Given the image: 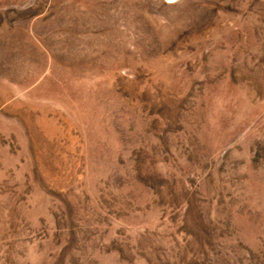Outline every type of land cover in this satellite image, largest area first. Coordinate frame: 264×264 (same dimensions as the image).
I'll return each instance as SVG.
<instances>
[{
  "label": "rangeland",
  "instance_id": "374dc122",
  "mask_svg": "<svg viewBox=\"0 0 264 264\" xmlns=\"http://www.w3.org/2000/svg\"><path fill=\"white\" fill-rule=\"evenodd\" d=\"M0 264H264V0H0Z\"/></svg>",
  "mask_w": 264,
  "mask_h": 264
},
{
  "label": "bare ground",
  "instance_id": "6f19581e",
  "mask_svg": "<svg viewBox=\"0 0 264 264\" xmlns=\"http://www.w3.org/2000/svg\"><path fill=\"white\" fill-rule=\"evenodd\" d=\"M167 2V0H165ZM175 0H172V2H174Z\"/></svg>",
  "mask_w": 264,
  "mask_h": 264
}]
</instances>
